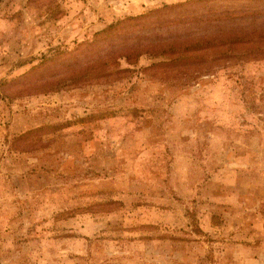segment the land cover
Here are the masks:
<instances>
[{
    "label": "rangeland",
    "instance_id": "rangeland-1",
    "mask_svg": "<svg viewBox=\"0 0 264 264\" xmlns=\"http://www.w3.org/2000/svg\"><path fill=\"white\" fill-rule=\"evenodd\" d=\"M186 1L0 0V264H264V60L145 72L191 24L95 41Z\"/></svg>",
    "mask_w": 264,
    "mask_h": 264
},
{
    "label": "trees",
    "instance_id": "trees-1",
    "mask_svg": "<svg viewBox=\"0 0 264 264\" xmlns=\"http://www.w3.org/2000/svg\"><path fill=\"white\" fill-rule=\"evenodd\" d=\"M163 9L172 13L165 16L148 13L125 18L97 33L95 41L110 39L114 32L126 28L127 33L131 28L135 32H153L172 25L191 24L202 26L204 30L183 40L156 39L146 46L135 47L147 52L170 51L178 57L173 61L152 64L144 69L145 72L191 71L204 74L214 71L219 65L264 60V0H189ZM205 27H209L208 30Z\"/></svg>",
    "mask_w": 264,
    "mask_h": 264
}]
</instances>
